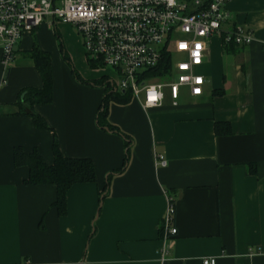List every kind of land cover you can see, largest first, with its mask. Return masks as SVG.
<instances>
[{"label":"crops","instance_id":"1","mask_svg":"<svg viewBox=\"0 0 264 264\" xmlns=\"http://www.w3.org/2000/svg\"><path fill=\"white\" fill-rule=\"evenodd\" d=\"M226 9L222 29L242 27L254 39L235 46L220 35L208 38L202 96L182 92L175 106L167 94L162 106L149 109L136 99L110 103L107 119L132 144L126 167L106 190L108 175L124 165L125 142L99 127L105 86L76 80L55 30L80 76L110 73L91 67L80 37H66L65 22L24 33L8 69L0 50V264H201L210 257L217 264H264V0H232ZM34 46L52 64V102L34 108L52 131L15 115L19 91L43 85ZM215 122H228L232 133L218 136ZM55 135L64 156L91 159L97 176L69 188L65 215L54 206L56 186L25 183L29 167L14 162L19 147L37 149L53 164ZM170 197L178 233L164 241Z\"/></svg>","mask_w":264,"mask_h":264},{"label":"built area","instance_id":"2","mask_svg":"<svg viewBox=\"0 0 264 264\" xmlns=\"http://www.w3.org/2000/svg\"><path fill=\"white\" fill-rule=\"evenodd\" d=\"M231 1L0 0L2 64L5 69L12 65L24 33L46 22H65L82 36L91 65L114 69L116 78H107L114 90L131 91L144 109L162 106L167 94L177 106L182 92L191 98L204 94L207 80L199 71L207 59L209 37L220 35L227 45L252 43L248 29H222ZM156 160L167 163L162 155ZM168 203L161 228L164 241L178 233L171 197ZM161 252L165 258L167 247ZM201 264H217V259L203 258Z\"/></svg>","mask_w":264,"mask_h":264},{"label":"trees","instance_id":"3","mask_svg":"<svg viewBox=\"0 0 264 264\" xmlns=\"http://www.w3.org/2000/svg\"><path fill=\"white\" fill-rule=\"evenodd\" d=\"M55 34L59 40V46L63 52V58L69 63L73 76L76 78V80L94 87L105 86L106 91L101 102L102 107L100 108L97 116L98 125L109 132L120 135L125 142L126 155L124 159V165L123 167L112 171V173L108 175L104 189L106 190L112 175L122 172L124 167H126L132 144L131 137L126 132H122L116 125L112 124L107 119L109 106L111 102L122 105L129 103L133 99L132 92H119L114 90L113 86L108 82V79L105 76L90 81L80 76L70 61L65 48H63L61 34L58 33L57 29L55 30ZM31 56L36 63V67L41 78L43 79V85L37 88L24 87L21 91H19V95L15 102L16 107H18V111L15 113V115L29 116L35 122V125L38 129L40 128L52 131V128L48 124L47 120H45L40 113H37L34 110L36 105L50 104L53 99L52 91L54 77L52 76V64L50 63V56L37 46H34ZM91 67L94 68L95 65L92 64ZM214 129L216 130V134L218 136H225L226 134L232 133V129L228 122H215ZM52 149L54 151L53 164L46 163L37 149L27 152L19 147L14 149V162L15 165H27L29 167V175L26 178L25 183L32 185L52 184L56 186L57 197L54 202V206H56L58 209L59 214L65 215L67 211L66 200L69 188L77 183L97 181L95 164L89 158H74L64 156L61 149H59L56 135L53 141ZM249 167L250 173L255 174V172H257L255 165H250Z\"/></svg>","mask_w":264,"mask_h":264},{"label":"rangeland","instance_id":"4","mask_svg":"<svg viewBox=\"0 0 264 264\" xmlns=\"http://www.w3.org/2000/svg\"><path fill=\"white\" fill-rule=\"evenodd\" d=\"M68 26H69V27H68V31L65 33V34H66V37L69 38V39H72V40L74 41L75 36H77V37H80L81 42H83V40H82V36L80 35V33H77L75 27L72 26L71 24H68ZM62 34H63V31H62ZM63 39H64V41L67 40V39L65 38V36L63 37ZM58 44H59V40H58ZM82 47H83V44H82ZM84 49H85V48H84ZM104 69H106V68H104ZM101 72H102V71H101ZM106 72H108V74L110 73L111 76H114V77L116 78L115 71H114L113 68L108 67V68L106 69ZM104 73H105V72H104ZM199 73H201V74L204 75V72H202V70H200ZM101 74H102V73H101Z\"/></svg>","mask_w":264,"mask_h":264},{"label":"snow or ice","instance_id":"5","mask_svg":"<svg viewBox=\"0 0 264 264\" xmlns=\"http://www.w3.org/2000/svg\"><path fill=\"white\" fill-rule=\"evenodd\" d=\"M181 47H184V45H181ZM154 98V97H153Z\"/></svg>","mask_w":264,"mask_h":264}]
</instances>
